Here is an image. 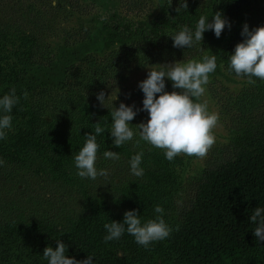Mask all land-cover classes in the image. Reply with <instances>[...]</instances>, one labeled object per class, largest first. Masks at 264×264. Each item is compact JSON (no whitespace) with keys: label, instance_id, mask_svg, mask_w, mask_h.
I'll return each instance as SVG.
<instances>
[{"label":"trees","instance_id":"obj_1","mask_svg":"<svg viewBox=\"0 0 264 264\" xmlns=\"http://www.w3.org/2000/svg\"><path fill=\"white\" fill-rule=\"evenodd\" d=\"M2 1L9 12L0 18V96L12 87L21 97L24 91L29 94L13 108L15 130L7 140L0 141V157L6 161L0 170L12 163L17 172L18 162L27 161L28 156L39 166L41 155L53 165L69 163L83 146L84 135L91 133L97 122L106 129L98 137L99 152L103 155L107 149L113 151L115 146L108 132L113 108L103 106L92 94L99 87L94 85L95 76L102 81L100 76H107L116 66L132 71L199 58L212 39H216L214 54L225 70L236 76L229 70L228 58L244 39L243 25L247 23L250 30L264 26V0H190L188 10L181 8L178 12L179 3L164 0L155 16L138 21L121 17V0H82L83 4L75 0L83 8L98 6L102 13H110V18L117 20L112 24L97 13L79 26L76 39L50 45L57 46L53 51L49 43L38 40V32L28 33L26 29L36 27L34 24L48 17L53 9L66 12L69 0H59L56 7L50 4V8L27 4L33 0ZM26 4L23 21L17 20L10 27L8 20ZM215 11L224 13L231 22L230 29L226 26L219 38L213 31H206L203 42L190 49L173 47L168 35L185 24L194 28L200 15L211 17ZM21 21L29 27L19 29ZM84 90H90L87 97L84 92V96L78 93ZM80 99L84 105L95 107L80 116V127L84 129L59 132L54 122L64 121ZM47 109L55 121L43 118L45 114L40 112ZM241 128L233 135L228 155L204 167L194 181L188 205L167 221L173 232L166 240L145 249L125 232L120 240L105 243L103 225L124 219L123 214H114V207L97 206L92 215L84 218L73 212L66 214L61 207L43 208L29 220L20 215L0 218V264H48L42 256L44 249L56 247L57 239L69 245L68 255L77 260L94 254L95 264H264V241H257L253 234L256 225L250 221L251 212L264 206V114ZM127 147L129 143L122 146L129 152ZM29 148L34 149L32 153ZM6 171H0V175L6 173L9 177Z\"/></svg>","mask_w":264,"mask_h":264},{"label":"rangeland","instance_id":"obj_2","mask_svg":"<svg viewBox=\"0 0 264 264\" xmlns=\"http://www.w3.org/2000/svg\"><path fill=\"white\" fill-rule=\"evenodd\" d=\"M163 1L121 0L118 9L121 17L138 21L155 16ZM28 3H33L36 7L47 6L50 8L51 0H33ZM78 3L83 4V1L80 0ZM172 3L178 4L179 0H172ZM11 4L12 2L8 3V6ZM27 4L18 8L17 12L8 20L10 27L15 26L17 20L23 21L27 15ZM4 5L5 1L0 2V18L2 19L5 13L9 12ZM69 12L72 14H68ZM97 13H102L98 6L94 9L90 6L87 9L81 5L78 6L77 1L69 0L66 12L51 10L48 17L46 16L38 24H34L36 27L33 29L28 28L27 30L26 27L29 26H26L25 23L22 24V21L17 26L19 29L23 27L28 33L38 32V40L41 43H47V45L49 43L48 46L56 51L57 46L52 47L50 45H61L63 40L76 39L74 35H77L75 33L79 31V26L87 24V19ZM101 15L102 18L109 20L112 24L117 20V18L111 19L110 13L103 12ZM33 19L35 20V18ZM209 44L210 46L199 58L203 55H212L216 51V39L209 40ZM216 58L217 70L210 74V82L206 86V93L202 99L208 102L211 110L220 113V121L214 129L216 143L206 157L199 159L181 154L170 162L165 158L163 150L151 148L143 141H140L139 146L130 141L128 142L130 147H127L129 152L123 150L122 146L120 148L114 147L113 151H118L120 154L118 161L105 159L102 153L98 152L97 167L109 169L110 174L107 177L90 180L81 179L76 174L74 160H69V163L65 161L53 165L41 155L42 159L39 158V162L42 163L39 166L35 161L32 162L31 156H28L27 161L23 159L18 162V172L12 163H10L11 167L0 170L1 172L7 170L6 172L10 173L9 177L6 173L0 175L1 220L10 219L9 217L18 218L19 215L29 220L30 216L38 210L42 212L43 208L54 209L57 207L65 209L66 214L73 212L72 214H80L77 216L84 218L92 215L97 206L114 207L116 211L114 214L120 215H124L127 210L138 209L142 219L145 220L146 218L147 220L154 218L156 215L154 208L159 204L165 210V220L169 221L181 208L188 205L193 196L194 181L204 167L228 155L235 132L242 129L241 126L244 123L254 122L264 114V81L249 84L246 78L228 73L219 57L216 56ZM171 62L173 61L159 64ZM124 68L116 66L109 70L107 76H100L103 82L98 78L96 79L95 76L94 85L99 87H96L97 90H93L92 94L97 99V94L101 91L106 96L112 93L113 97L118 92V98L113 101L115 107L118 108L119 104L124 102L128 105H135L137 109L142 108L144 94L138 87V83L147 78L149 68L144 66L132 71ZM166 84V90L173 91L172 82L167 78ZM75 89H78L76 85ZM70 90L72 91V89ZM89 91L84 90L78 93L84 96L82 93L84 92L85 97H87ZM77 97L78 95H75V99ZM111 99L112 97H109L105 103L106 106L113 108ZM81 101L82 99L64 121L54 122L59 132L61 129L65 131H78V129L82 131L84 129L80 127V122H82L80 116L85 110L94 111L95 107L89 103L84 105ZM40 113L45 114L44 119L50 122L55 121V116L50 109ZM148 119V113L140 111L130 123L135 128V125L147 122ZM135 139H139V137L137 136ZM109 140L110 143H113V140ZM141 148L145 152L142 164L145 173L142 177H135L130 173L129 160ZM32 150L34 149L31 148L29 153H32Z\"/></svg>","mask_w":264,"mask_h":264},{"label":"clouds","instance_id":"obj_3","mask_svg":"<svg viewBox=\"0 0 264 264\" xmlns=\"http://www.w3.org/2000/svg\"><path fill=\"white\" fill-rule=\"evenodd\" d=\"M58 3L59 0H51L52 7H56ZM181 8L188 10V0H179L176 11ZM226 26L230 29L231 22L222 11H215L211 17L207 14L200 15L194 28L185 24L168 36L173 40V47L190 49L203 42L206 31H213L219 38ZM241 35L244 37L243 41L235 46L234 52L228 58L229 70L237 77L246 78L249 84H255L257 79L264 81V26L250 30L245 23ZM120 46L121 44L116 47L120 49ZM146 67L149 68L147 78L138 83L144 94L142 108L137 109L135 105L124 102H121L118 108L115 107L113 101L118 98V92L114 97L112 93L106 96L103 91L97 94V100L105 107V101L112 97L111 103L114 107L110 113L112 123L108 132L113 139V146L120 148L130 141L139 146L140 141H143L151 148L163 150L165 158L170 162L181 154L203 159L216 143L214 129L220 121V113L211 110L208 102L202 99L210 82V74L215 73L218 67L216 55H203L199 59L187 61L183 58ZM166 78L172 82L171 92L166 90ZM28 95V92L24 91L21 97L17 95L16 88L12 87L0 96V141L7 140L9 133L15 130L13 108L20 103L21 98L27 99ZM140 111H146L149 119L134 128L130 122ZM95 124L93 131L84 135L85 142L73 157L76 174L81 179L96 180L110 174L109 169L97 167L98 152L101 148L98 137L103 136L106 129L100 126L99 122ZM137 136L139 139H135ZM144 155V149L141 148L131 156V175H144ZM103 157L118 161L120 154L118 151L107 149L103 152ZM5 163L4 158L0 157V166ZM154 212V218L144 220L138 209H131L124 213L123 221L110 220L103 225L106 232L104 242L118 241L125 232L132 235L136 243L145 249L155 242L166 240L173 228L165 220V210L161 205L157 204ZM250 221L256 225L253 234L257 241H264V206L259 205L251 212ZM68 249L67 243L57 239L56 247L47 246L42 256L48 264H95L94 254L77 260L68 255Z\"/></svg>","mask_w":264,"mask_h":264}]
</instances>
